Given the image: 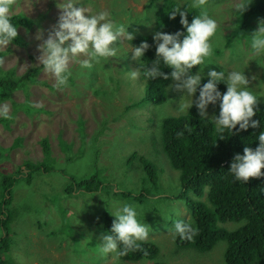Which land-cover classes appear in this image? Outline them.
<instances>
[{
    "label": "rangeland",
    "instance_id": "rangeland-1",
    "mask_svg": "<svg viewBox=\"0 0 264 264\" xmlns=\"http://www.w3.org/2000/svg\"><path fill=\"white\" fill-rule=\"evenodd\" d=\"M185 1L188 2L182 0ZM82 2L91 4L94 11L108 10L119 21L133 20L129 27L137 28L136 32L151 35L155 32L151 10L147 7L149 0ZM230 2L206 0L209 14L220 22L219 34L223 40L214 48L216 53L212 59L225 68L243 67L245 61H249L244 69L249 87L262 95L264 65L250 60V53L242 41L251 35L262 18H252L253 29L243 32L238 15L227 19ZM56 5L57 0H17L13 13L23 12L33 22L27 29L17 28L22 39L20 43L12 41L0 48L4 51L0 70L13 69L15 74H21L28 67L38 65L37 44L40 41L36 38L37 33L46 37L56 23L61 11ZM129 44L124 43L121 56L110 58L92 69H81L73 64L69 83L62 88L53 87L54 79L40 69L36 81L26 89L18 87L8 98L0 100L10 105L12 117L0 120V172L15 171L27 161H41L44 154L42 141L47 142L51 157L49 171L33 172L30 182L20 178L13 185L8 207L13 214L7 230L10 244L2 255V264H223L224 241H218L212 249L202 253L179 249L174 244L173 220L188 218L189 213L182 199L164 197L178 192V171L171 167L162 151L157 152L152 141L160 131V114H178L176 103L148 101L126 109V104L143 94L140 76L132 79L128 75V70L138 67L131 59L130 51L123 56V49ZM13 103L24 105L14 109ZM207 115H211L209 108ZM134 149L145 152L142 154L152 160L156 154L162 159L159 163L155 159L159 169L155 189L142 179L138 170L127 169L129 165L123 164L124 156ZM95 168H100V178L105 183L102 191H64L71 177L76 180L87 178L94 174ZM109 188L138 195L155 193L138 200L116 196ZM112 201L135 202L141 206L139 219L150 226L146 240L159 245L160 256L155 260L122 262L116 258V253L99 252L100 238L106 233L100 220L105 209L111 210ZM77 206L84 207L76 212ZM236 225L232 222L224 224L227 228ZM2 233L0 227V235Z\"/></svg>",
    "mask_w": 264,
    "mask_h": 264
},
{
    "label": "trees",
    "instance_id": "trees-1",
    "mask_svg": "<svg viewBox=\"0 0 264 264\" xmlns=\"http://www.w3.org/2000/svg\"><path fill=\"white\" fill-rule=\"evenodd\" d=\"M176 2L177 0H149L147 7L151 10L153 31L175 32L182 28L179 24L178 14L173 19L168 16L170 6ZM190 11L187 12L189 22L193 14L198 13V10ZM238 16L240 29L243 32L251 30L253 24L250 21L252 18L257 16L264 19V0H252ZM145 17L149 16L145 15ZM12 21L16 23L17 28L21 26L27 29L33 19L23 12H17L13 13ZM136 29L132 27L128 29L134 33V39L130 42L132 45H138L141 40H147L152 44L151 34L136 32ZM21 41V36L17 31V36L13 42L20 43ZM3 53L4 51L0 49V58ZM154 58L155 45L153 44L145 52L141 62H147L150 65ZM137 66L139 67L138 62ZM198 68V65L194 66L191 71L195 72ZM39 71L38 65L28 67L21 74H15L13 69H1L0 100L8 98L11 91L18 87L26 89L30 83L36 81L35 77ZM163 71L167 72L170 69L165 67ZM140 79L143 81V94L138 100L126 104V109L142 105L148 101L153 104L168 101L176 103L181 95L179 91L169 88L168 85L173 83L171 79L163 80L157 77L146 80L142 75ZM206 79L205 76L204 80ZM218 87L223 92L226 86L220 82ZM261 97L257 104L258 111L253 117V119L259 120L260 124L256 128L249 127L247 130L239 132L235 129L232 133L226 130L222 136L216 133L210 120L212 115L218 113V104L209 105L211 115L204 118H201L198 110L193 106L186 113H169L167 118L161 119L160 131L158 130L152 143L157 152L162 151L171 167L178 171L179 182L178 192L171 195L166 194L164 197L182 199L189 217L176 219L191 222L197 228V232L191 240L181 239L172 230L174 244L177 248H188L202 253L212 249L221 240L224 241L223 264H264V177H250L247 182L242 183L234 180L228 171L230 161L236 153L242 154L245 146L255 148L258 144L255 136L264 130V92ZM13 105L14 109H17L23 108L24 104L13 103ZM0 120L5 121V119ZM41 145L44 153L41 161H27L15 171L0 172V227L3 229V233L0 235V264L3 263L2 255L8 250L10 244L7 230L13 214L8 207L12 200L13 185L20 178L30 182L33 172L39 170L47 172L51 169L49 146L46 141H42ZM2 149L7 150L6 148ZM142 153L145 152L132 150L124 156L123 164L126 162L129 165L126 166L127 169L131 167L138 170L142 179L147 180L155 189L159 178V169L155 159L157 163L162 162V159L156 154L152 160ZM261 171L264 172V168ZM93 173V175L79 180L71 177L65 184L64 191L68 193L102 191L105 183L100 178V168H95ZM109 190L116 196L132 197L138 200L146 199L155 193L154 191L149 195V192H143V194L138 195L123 189L112 190L109 188ZM203 195L205 199H200ZM112 219L113 216L105 209L100 220L105 232L110 228ZM228 222L237 223V225L227 228L224 224ZM138 243L140 244L139 248L129 250L124 255L116 253V258L122 262L136 263L142 259L155 260L160 256L159 245L154 241L144 240Z\"/></svg>",
    "mask_w": 264,
    "mask_h": 264
},
{
    "label": "clouds",
    "instance_id": "clouds-1",
    "mask_svg": "<svg viewBox=\"0 0 264 264\" xmlns=\"http://www.w3.org/2000/svg\"><path fill=\"white\" fill-rule=\"evenodd\" d=\"M249 3L250 0H231L227 19L241 14ZM56 6L61 10L56 23L46 37L40 32L36 37L40 41L37 44V64L54 79L55 88L69 83L73 64L81 69H92L110 58L121 56L124 43L134 39V33L128 30L133 20L119 21L108 10L94 11L91 4L82 0H57ZM16 7L17 0H0V48L17 36V25L12 21ZM190 10H198V13L193 14L189 22L187 12ZM177 14L181 29L175 32L157 30L152 35V44L141 40L138 45L130 43L123 49V56L130 51L131 59L139 63V67L128 70L129 77L136 79L142 75L146 80L157 77L171 79L173 83L168 85L169 88L181 93L176 100V112L180 114L195 106L204 118L208 106L218 104V113L210 120L221 136L226 130L232 133L233 129L239 132L249 127L256 128L260 121L253 117L258 111L261 94L249 87L250 81L244 71L249 61H245L243 67L225 68L212 59L214 48L223 40L219 34L220 22L209 14L206 0H188L187 3L177 0L170 6L168 16L173 19ZM242 41L250 53V60L255 59L264 65V19L258 20L257 28ZM153 44L155 58L150 65L141 62ZM197 65V71L192 72ZM209 65H216L219 70ZM165 67L170 71H163ZM206 67L207 72L204 71ZM220 82L226 86L223 92L218 87ZM167 115V112H162L160 118H167ZM11 118L10 105L0 102V119ZM255 140H258L255 148L245 146L243 153H236L230 161L228 171L236 181L245 183L250 177H264L261 171L264 168V130L255 136ZM83 207L77 206L76 212ZM108 211L113 219L110 228L100 238L99 252L124 255L139 248L138 242L146 240L150 230V226L139 219L141 206L135 202L112 201V208ZM171 228L181 239L191 240L197 232L191 222L181 219H174Z\"/></svg>",
    "mask_w": 264,
    "mask_h": 264
}]
</instances>
